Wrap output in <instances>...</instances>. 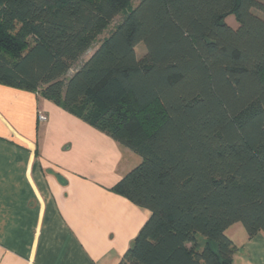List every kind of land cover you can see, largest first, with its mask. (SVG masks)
<instances>
[{
	"label": "trees",
	"instance_id": "obj_1",
	"mask_svg": "<svg viewBox=\"0 0 264 264\" xmlns=\"http://www.w3.org/2000/svg\"><path fill=\"white\" fill-rule=\"evenodd\" d=\"M134 1L0 0V83L142 158L113 188L151 213L119 264H231L232 226L264 234V2Z\"/></svg>",
	"mask_w": 264,
	"mask_h": 264
},
{
	"label": "crops",
	"instance_id": "obj_2",
	"mask_svg": "<svg viewBox=\"0 0 264 264\" xmlns=\"http://www.w3.org/2000/svg\"><path fill=\"white\" fill-rule=\"evenodd\" d=\"M129 150L0 83V264H119L151 216L113 192L140 164ZM227 235L231 264H264V234L249 238L235 224Z\"/></svg>",
	"mask_w": 264,
	"mask_h": 264
},
{
	"label": "rangeland",
	"instance_id": "obj_3",
	"mask_svg": "<svg viewBox=\"0 0 264 264\" xmlns=\"http://www.w3.org/2000/svg\"><path fill=\"white\" fill-rule=\"evenodd\" d=\"M261 1V0H260ZM263 2H264V0H262ZM138 4V0H135L134 1V3H133V7H135L136 5ZM255 13H257L258 15H260V16H262V17H264V15L263 14H261V13H259L258 11H255ZM121 16H119V17H117L116 19H115V21L102 33V34H100L98 37H97V39H96V41H95V43H94V45H93V47H92V49L87 53V54H85L84 56H83V58L76 64V66L74 67V69L70 72V74L69 75H72L73 73H74V71L77 69V68H80L81 66H82V64L85 62V61H87L88 59H89V57L93 54V52L98 48V46H99V44L105 39V38H107L109 35H110V33L115 29V27L117 26V24L120 22V20H121ZM227 23L230 25V26H236V25H238V23H237V21H236V19H235V17L234 16H230V17H228L227 18ZM136 51H137V55H138V57H142L145 53H146V47H145V45L144 44H140V45H138L137 47H136ZM130 151V150H129ZM130 153L132 154V155H134V157L136 158V160H137V162H139V163H141V161H142V158L140 157V156H138V155H136L134 152H132V151H130ZM138 163V164H139Z\"/></svg>",
	"mask_w": 264,
	"mask_h": 264
},
{
	"label": "built area",
	"instance_id": "obj_4",
	"mask_svg": "<svg viewBox=\"0 0 264 264\" xmlns=\"http://www.w3.org/2000/svg\"><path fill=\"white\" fill-rule=\"evenodd\" d=\"M0 7H1V2H0ZM38 119L40 122H45L47 120V117L43 113H39Z\"/></svg>",
	"mask_w": 264,
	"mask_h": 264
}]
</instances>
